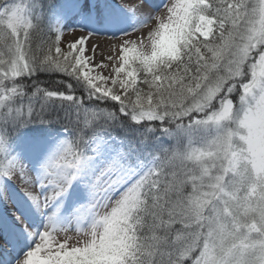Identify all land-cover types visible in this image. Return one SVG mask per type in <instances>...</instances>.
I'll use <instances>...</instances> for the list:
<instances>
[{
	"label": "snow or ice",
	"instance_id": "6c2138e0",
	"mask_svg": "<svg viewBox=\"0 0 264 264\" xmlns=\"http://www.w3.org/2000/svg\"><path fill=\"white\" fill-rule=\"evenodd\" d=\"M0 264H264V0H0Z\"/></svg>",
	"mask_w": 264,
	"mask_h": 264
},
{
	"label": "bare ground",
	"instance_id": "6f19581e",
	"mask_svg": "<svg viewBox=\"0 0 264 264\" xmlns=\"http://www.w3.org/2000/svg\"><path fill=\"white\" fill-rule=\"evenodd\" d=\"M139 33H135V35H138ZM82 35V33L80 32H76V34L74 35V39L75 40L78 36ZM121 37H119L118 39H111L109 38L107 35H95L92 36L90 38V40L88 41L90 44L86 47V55H92L91 52V48L92 45H98L99 47L96 50V54H95V58L94 60L91 62L90 61V65H98L101 63V61L103 60L104 63L106 64H111L108 60L105 59V57L107 56H111V55H107L105 54L106 49L108 48H113L114 49V45H117L116 42L119 41ZM90 49V50H89Z\"/></svg>",
	"mask_w": 264,
	"mask_h": 264
},
{
	"label": "rangeland",
	"instance_id": "374dc122",
	"mask_svg": "<svg viewBox=\"0 0 264 264\" xmlns=\"http://www.w3.org/2000/svg\"><path fill=\"white\" fill-rule=\"evenodd\" d=\"M76 33H66L63 37H62V46L66 43H70V42H73L74 40V35ZM136 38V35L135 34H132V35H129V36H124V37H121L119 39V41L116 42V44H119L120 41L124 40V39H129V40H132V39H135ZM116 40V39H115ZM90 43L88 42L87 43V46L89 45ZM86 46V47H87ZM92 49V48H91ZM90 50V49H89ZM114 49L113 48H108L106 49L105 51V54L107 55H113L114 54ZM92 62V61H91ZM114 63V62H113ZM109 64V63H108ZM111 66L112 64H109V67L108 68H96L95 71L92 73L93 75H96L98 73H102L104 74L105 76L109 75L110 71H111Z\"/></svg>",
	"mask_w": 264,
	"mask_h": 264
}]
</instances>
